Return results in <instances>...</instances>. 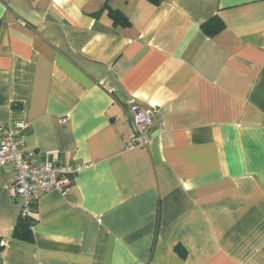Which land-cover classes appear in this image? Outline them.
<instances>
[{"label":"crops","instance_id":"obj_1","mask_svg":"<svg viewBox=\"0 0 264 264\" xmlns=\"http://www.w3.org/2000/svg\"><path fill=\"white\" fill-rule=\"evenodd\" d=\"M132 103L154 110L146 147ZM8 133L73 172L27 241L0 166V264H264V0H0Z\"/></svg>","mask_w":264,"mask_h":264},{"label":"built area","instance_id":"obj_2","mask_svg":"<svg viewBox=\"0 0 264 264\" xmlns=\"http://www.w3.org/2000/svg\"><path fill=\"white\" fill-rule=\"evenodd\" d=\"M154 110L141 109L130 105V121L134 135L129 140L130 147H146L151 139ZM12 166L10 191L13 197L20 199V216L33 211L35 202L43 192L53 189L67 192L71 185L69 175L72 169L55 165L52 162L35 164L30 160V153L25 150L22 141L11 133L0 139V166Z\"/></svg>","mask_w":264,"mask_h":264},{"label":"trees","instance_id":"obj_3","mask_svg":"<svg viewBox=\"0 0 264 264\" xmlns=\"http://www.w3.org/2000/svg\"><path fill=\"white\" fill-rule=\"evenodd\" d=\"M154 5H158L162 0H147ZM108 14L110 15L114 24H123L126 25L127 18L118 10L109 9ZM223 22L217 16H213L208 19L204 23L201 24V29L209 36H213L220 32L223 29ZM32 213V212H31ZM28 214L26 216L18 217L16 224L13 228L12 236L21 240H32V230L31 227L34 223V217L32 214ZM177 252L180 255L184 256L185 250L182 246H176Z\"/></svg>","mask_w":264,"mask_h":264}]
</instances>
